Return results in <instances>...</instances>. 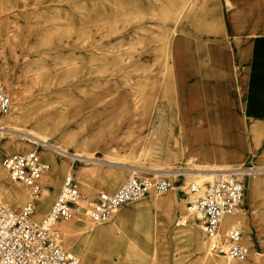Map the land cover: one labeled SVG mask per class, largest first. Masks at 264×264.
Here are the masks:
<instances>
[{
    "label": "rangeland",
    "instance_id": "374dc122",
    "mask_svg": "<svg viewBox=\"0 0 264 264\" xmlns=\"http://www.w3.org/2000/svg\"><path fill=\"white\" fill-rule=\"evenodd\" d=\"M193 3L192 9L179 22L181 31L170 74L165 78L160 74V80L157 77L158 83L155 85L154 81L148 82L142 78L145 72H141L140 66L155 64L157 70L162 69L158 60H151L153 53L142 51L150 45L160 44L153 38L157 32L163 31L158 27L161 25L159 9L163 0L0 1V10L3 9L5 14L12 12L15 24L0 33V68L13 106H17V101L11 84L29 96L25 100L28 116L37 114L36 107L41 105L35 96L43 88L31 81L33 64L36 62L45 68L47 80H62L65 68L60 65L54 50L61 46V40L73 42L80 35H99L97 29L102 27L105 32H113L109 38L102 39L104 44L110 43L113 49L110 54L113 58L109 60L122 54L127 57L131 53L133 64L139 66L123 65L119 68L120 65L111 63L107 67V74L113 87L105 88L99 82V76L95 75L93 66L88 61L82 62L74 66L72 73L78 81L77 90L72 91V101L65 103L56 94L44 98L47 104L50 101L48 106L52 108L48 112L52 117L57 114L55 106L61 107L64 103L68 106L60 117L55 116L61 121V126L57 127L64 133L75 129L76 141L88 142L87 151L94 154V160H73L70 154H63L51 146L53 141L38 143L35 149L12 152L5 144L13 142L14 145H21L33 138L26 133L27 128H33V125L15 121V111L9 113L11 116L0 117V126L8 120L14 125H26V129L21 131L11 126L0 129V160L13 153L37 151L50 165L43 179L51 207L66 172L53 167L41 152L50 154L58 165L64 163L70 166L88 196L101 192L113 193L133 175L161 177L171 182V189L161 196L166 200L173 194L177 196L179 202L170 210L146 205L151 201V195L139 203L119 207L128 213L131 230L137 227L145 231L151 225L152 218L165 224L166 229L160 224L150 226L158 258L151 255L154 243L140 233L138 238L147 253L145 259L132 253L137 248L132 247L129 241L133 236L131 234L113 248L109 244L91 245L87 239H79V252H72L63 246L78 259L86 255V264H192L194 261L198 264L203 253L192 250L188 242L175 239L173 232H182L191 224L176 226L177 219L189 213L188 203L192 195L186 181L190 173L203 172L195 169L198 164L210 168L216 163L214 152L218 156L231 154L228 158L217 156V159L229 161L234 167L258 171L245 176V198L240 208L244 220L240 223L243 226V243L246 244L244 240L247 235L251 241L248 245L250 253L244 264H263L264 257L255 259L252 255L264 253V169L254 170L264 168V121L248 116L245 103L251 83L250 73L260 56L257 48L264 38V0H195ZM48 28L51 33L46 37L50 43H44L43 37ZM137 41H144L145 48ZM115 70L118 73L114 74ZM75 103L78 107L73 108ZM212 120L216 123L215 127H219L216 132L215 127L211 126ZM253 127H258V132L253 131ZM153 128L158 130L157 137L150 139ZM239 131L244 133V139L238 137ZM147 145L150 156L141 154L142 148ZM72 152L73 148L70 149ZM160 167L171 169L165 174H172L156 176L158 171L154 168ZM92 170L95 176L90 174ZM116 177L121 179L118 184L114 182ZM255 179L263 182L259 193L252 186ZM51 180L55 181V185L50 186ZM83 180L92 184L90 192ZM6 182L7 185L12 184L8 179ZM31 196L30 193L24 204L30 199L34 201ZM137 208L142 211L138 215L135 211ZM46 215L36 219L41 220ZM72 220H76V217ZM88 224L83 222L82 226L86 228ZM127 230H124L125 233ZM61 240H64L63 234ZM210 256L218 257L213 253Z\"/></svg>",
    "mask_w": 264,
    "mask_h": 264
},
{
    "label": "bare ground",
    "instance_id": "6f19581e",
    "mask_svg": "<svg viewBox=\"0 0 264 264\" xmlns=\"http://www.w3.org/2000/svg\"><path fill=\"white\" fill-rule=\"evenodd\" d=\"M114 1L122 2V0H114ZM194 1L195 0H163V4L159 9V14L161 15L159 18V22L161 23V25L158 26L163 31H161V33L157 32L156 36H154L153 38V40L156 43L157 41H160V44L150 45L145 50L144 49L146 46L145 42L137 41L139 42V45L142 44L143 46L144 50L142 52H148L151 54L153 53L154 57L152 56L151 60L152 61L154 60L155 62L158 60L160 63L159 66H162V69L157 70L155 64L150 66L141 65L140 66L142 67L141 72L143 71L145 72L142 78L146 79V81L148 82L154 81V84L157 85L158 83L157 77H159L160 74H162L164 78L166 75L168 76V74H170V69H171L170 66L174 61V54L176 52L178 34L181 31L179 29L180 26L179 22L186 16L188 10L193 6ZM7 11H10V9ZM0 12L4 13L3 9H1ZM11 16H12V12L7 14L4 13L0 15V33L2 31H7L8 28L14 24V19ZM52 28L55 27L53 26ZM100 28L97 29L96 32L99 35H95L92 33L88 35L84 34L83 37L82 35H80V37H76L75 38L76 40L73 42H71V40H67L68 42L65 41L63 42L61 40L60 47H56V48L52 47L56 52V57L58 58L60 65L65 68L62 74V80L60 81L54 79L47 80L45 77L47 74V72L44 70L45 68L36 62L33 64V69L30 70V75L32 77L31 81L35 85L37 84L43 86V88L41 89V93L35 96L39 100V105H41L40 107L38 106L36 107L37 109V110L35 109L37 112L36 115H31V116L27 115V111L25 108L26 107L25 100L29 96L26 95L24 91L18 90L15 84H11L13 96L17 101L16 103L17 106H13L14 109H12L13 113L15 111V113L17 114L15 117L16 119L15 121L17 122L19 121L21 122V124L32 123L33 128H29V129L27 128L26 133L32 136L33 138H29L28 141L24 142L23 144L21 143V145L18 144L14 145L13 142H9L5 144V147L7 149H11L12 152H21L30 148L35 149L36 148L35 145L38 143H49L50 141H53V143L50 144L51 146H53L57 151H60L63 154L64 153L70 154L69 156H71L73 160L76 159L94 160V154L87 151L88 142L76 141L74 136L75 129H72L70 132L64 133L60 131L57 127V125L61 126V121L59 120L60 115L63 114V112H65V110H67L68 108V106L65 103L67 101H72L71 99L72 91H76L78 87V83H77L78 81H76V75L72 76L74 66H79L80 63L88 61L93 66L95 75L99 76L100 78L99 82L101 83V85H105V88L113 87V85L111 84L112 80L109 79L108 77L109 75L107 74V72H109V69H107V67L111 63L115 62L114 63L115 65L116 64L117 66L120 65L119 68L123 65H130V67L132 66L134 68L139 67L138 65L136 66L133 64V56L131 53L128 54L127 57H125L126 54L124 55L122 54L119 57L116 56L114 60L110 61L109 58L110 59L113 58L110 57L111 56L110 54L113 53V49L109 45L110 43L104 44V42H102V39L107 37L109 38L111 35H113V32L110 30H107V32H105L103 31L102 27ZM49 29L50 28H48V30L44 34L42 41L44 43L48 41L46 34L51 33V30ZM69 37H71V35ZM46 43H50V42L48 41ZM65 54L67 55L64 56ZM115 73H118V71L115 70L114 74ZM223 74L225 75L224 72ZM96 87H98V89L101 88L100 86H96ZM51 94L53 95L56 94L57 95L56 97H58L60 100H64L65 102L64 105H62L61 107L55 106L56 107L55 110H57L56 115H59V117H55L56 115L52 117V115L48 112V109L50 111L51 110L50 108L52 107L48 106L50 104V101L48 100V104H47L44 98L49 97ZM76 107H78V104L75 103V105H73V108ZM45 111H47L48 114L47 113L44 114ZM8 116H11V114L9 115L7 114V117ZM5 122H6L5 125L0 126V129H6L8 128V126H11L13 129H19L20 131L26 129L25 128L26 125H16V124L14 125L13 123H10L9 120ZM211 126L212 127L216 126L215 121L213 120L211 121ZM218 128L219 127H215L214 131L216 132V129ZM252 129L253 131L258 132L259 128L253 127ZM157 131H158L157 129L153 128V130L150 133V139L157 137ZM239 134L240 135H238V137H240V139H244V133L242 131H239ZM72 148L74 152L70 153V149ZM41 154L45 159L49 160L53 165V167L57 168V170L65 171L66 173L72 170L70 166H67L64 163H62L61 165L56 164V162L54 161L53 157L50 154L43 152H41ZM141 154L144 156H150L149 145L144 146L142 148ZM214 156L216 159V163L211 165L210 168H206V165L203 166L198 164L197 165L198 168L195 169L203 172H196L189 174L191 176L188 177L186 182L189 184L190 187L192 185L203 186L207 183H212L215 180H217V178H225L229 172H237L239 174L246 172L251 174L258 173V171H245V169H243L241 166L234 167L232 164L229 163V161L217 159L218 155L215 152H214ZM230 156L231 154L225 153L218 157L228 158ZM263 169L264 168L259 167V168H255L254 170L260 171ZM154 170L158 171L157 173H155L156 176H162V175L168 176L172 174V173L165 174V172L167 171H172L171 169H167V168L162 169V167H160V168H154ZM136 171L134 170V172ZM91 173H93L95 176L94 170H92L90 174ZM7 179L12 183L11 185L6 184ZM120 180L121 179L119 177H116L114 179V182L118 184ZM83 183L85 184L86 189L89 190L90 192V188H92V184L86 180H83ZM262 183L263 182L260 179H255L253 181L252 186L254 187V190H256L258 193L259 191H261V188L263 187ZM42 184H43L42 195L38 197H33L38 212V215L37 216L35 215V218H39L40 216L46 215L49 212V208L51 207L50 195L45 186L44 179L42 180ZM19 185L20 184L13 182L9 178V175L6 169L3 167L2 161L0 160V206H4L7 208H18L23 206L27 198L30 197V193L28 191V188H24ZM51 185H55L54 180H51L50 186ZM152 195L154 194H151L150 196L152 197L151 201L145 203L146 205H149V207L151 208L154 207L156 209L170 210L174 205L178 204L179 202L175 194L171 195L168 200L161 197L163 194H156L155 196ZM143 200L144 199H141L139 201L130 202L128 204L132 205L133 203H139ZM182 210L184 209L182 208ZM135 211L137 212L136 215L142 212L140 208L135 209ZM168 216L170 215L168 214ZM236 220H238V222L244 220V213L240 209L234 213L225 215L222 218V227L224 228L231 227L232 225L235 224L234 222ZM262 220L264 221V216ZM83 222L89 223L86 228L82 226ZM190 222L191 224L188 225L187 228L182 232H177V233L173 232V237L175 239L184 240L188 242L190 246L193 248L192 250L200 251L203 253V256L198 261V264L199 263L229 264L231 260L227 255L216 254L218 255L217 258L210 256L212 252L209 247V242L203 236V232L199 223L193 219ZM156 224H160L163 227H165L164 223L162 222L158 223L155 221L154 218H152L151 225H149L145 231H140L137 227L135 228L132 227L131 230L129 229L128 213H124L122 211V208H117L114 210L112 217L104 223L94 224L86 216L80 213L76 215V220L59 221L57 224V228L59 231H61V234H63V239H64L62 242L63 246L67 247L72 252H79V247L81 246V244L79 243V239H83V240L87 239L91 245L109 244V246L113 248L115 247V244L117 242L121 243V240L126 239L125 238L126 235L131 234L133 236L131 237L132 239H129V241L131 242L132 247L137 248V250H133L132 253H134L135 256H138L141 259H145L147 253H145V251L142 248V244L140 243L138 234L140 233L141 235H144L147 239L151 241V243H154L153 232L150 230V226H155ZM125 229H128L126 233L124 231ZM244 242L246 243L245 245L247 246L251 244L248 235L245 236ZM152 245H153V251L151 255L153 258H158L157 247L155 246V243ZM252 256H255V259L256 258L259 259L258 257L261 258L264 257V253L257 252ZM86 259H87L86 255L81 256V258L79 259V262H81L80 264H86L85 263ZM245 262H243L242 264H244ZM192 264H196V262L194 261Z\"/></svg>",
    "mask_w": 264,
    "mask_h": 264
},
{
    "label": "built area",
    "instance_id": "2783aa9c",
    "mask_svg": "<svg viewBox=\"0 0 264 264\" xmlns=\"http://www.w3.org/2000/svg\"><path fill=\"white\" fill-rule=\"evenodd\" d=\"M12 109L13 101L0 68V117ZM2 165L9 178L28 188L32 197L41 195L42 179L50 165L37 151L6 155ZM248 174L229 172L225 178L212 183L192 185L189 213L176 221L178 227L186 226L192 219L197 221L211 252L227 255L229 264H242L250 252L242 241L240 222L222 227V218L239 210L244 203ZM171 186L168 179L133 175L113 193L88 196L70 170L64 175L56 199L43 219L35 218L37 209L32 199L18 210L0 206V264H79V259L62 245L57 228L59 221H70L81 213L94 224L104 223L115 209L152 193L166 194Z\"/></svg>",
    "mask_w": 264,
    "mask_h": 264
},
{
    "label": "crops",
    "instance_id": "0c3cea01",
    "mask_svg": "<svg viewBox=\"0 0 264 264\" xmlns=\"http://www.w3.org/2000/svg\"><path fill=\"white\" fill-rule=\"evenodd\" d=\"M257 51L260 56L257 57L250 73L251 83L246 98L245 111L248 116L264 121V38L260 41Z\"/></svg>",
    "mask_w": 264,
    "mask_h": 264
}]
</instances>
